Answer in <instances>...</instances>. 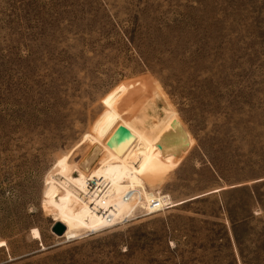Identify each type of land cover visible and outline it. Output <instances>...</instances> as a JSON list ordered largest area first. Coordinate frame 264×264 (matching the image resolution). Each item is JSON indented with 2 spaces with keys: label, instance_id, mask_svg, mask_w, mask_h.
<instances>
[{
  "label": "rangeland",
  "instance_id": "374dc122",
  "mask_svg": "<svg viewBox=\"0 0 264 264\" xmlns=\"http://www.w3.org/2000/svg\"><path fill=\"white\" fill-rule=\"evenodd\" d=\"M134 161L102 229L50 182ZM0 264H264V0H0Z\"/></svg>",
  "mask_w": 264,
  "mask_h": 264
},
{
  "label": "bare ground",
  "instance_id": "6f19581e",
  "mask_svg": "<svg viewBox=\"0 0 264 264\" xmlns=\"http://www.w3.org/2000/svg\"><path fill=\"white\" fill-rule=\"evenodd\" d=\"M172 131L177 141V146L179 148L178 151L186 149L188 146L187 137L184 133H182V130L177 127L175 122L172 123ZM94 152L98 153L99 149L96 147ZM128 168L129 170L126 172V174H121L122 169L120 171H114L111 169V171L120 174V176H122L121 179L118 177L111 178L109 175H107V177L105 175H101L98 169L92 172H87L85 173L84 180L76 189H74L71 181L68 180V178H74L72 173H68L71 174L70 177H68L69 175L65 176L66 174L63 177H59L57 174H55L51 176L50 182L60 187V189L64 190V192L66 190L75 191L78 195V198L80 199L81 208L83 207L87 215L89 217L91 216V218L94 220V223L102 229L113 225V223L116 221H121L122 219L128 218L130 215H132V212L137 206H140L141 209H146L144 214H150L160 209L157 207H161L163 205L161 198L159 196L152 195V193L151 197L147 199L145 197L143 185L134 184L133 187L130 186V177H139L138 163L134 161V163L128 164ZM73 173H75V171ZM86 181L90 182V189L86 187ZM69 187L73 188L69 189ZM219 190H223V188L218 189V191ZM127 191H135V194L125 201L123 199V195ZM211 192H216V190ZM141 198L143 199L142 202H140ZM155 203H157L156 206L151 208ZM120 204L123 206L130 205V207L127 209H121L119 206ZM91 205L94 206V209L90 207ZM105 213H107V215L104 217ZM63 227L64 232L60 237H62L66 231L64 225ZM33 235L36 238L39 237L37 230L33 229Z\"/></svg>",
  "mask_w": 264,
  "mask_h": 264
},
{
  "label": "water",
  "instance_id": "95a60500",
  "mask_svg": "<svg viewBox=\"0 0 264 264\" xmlns=\"http://www.w3.org/2000/svg\"><path fill=\"white\" fill-rule=\"evenodd\" d=\"M116 133L126 134L128 136V132L122 127H118L114 134H116ZM50 232L56 236H61L64 232V227L59 222H53L51 227H50Z\"/></svg>",
  "mask_w": 264,
  "mask_h": 264
},
{
  "label": "built area",
  "instance_id": "2783aa9c",
  "mask_svg": "<svg viewBox=\"0 0 264 264\" xmlns=\"http://www.w3.org/2000/svg\"><path fill=\"white\" fill-rule=\"evenodd\" d=\"M90 186H91L90 182H89V181H86V187L90 189ZM134 194H135V191H127V192L123 195V199L126 201V200H128L129 198H131ZM140 202H141V200H140ZM156 204H157V203H155L154 205H152L151 208H153V206H156ZM168 206H169V204H165V205H162L161 207H157V208H160V209H158V210L155 211V212H158V211L164 210V209H166ZM90 207H91L92 209H94V206H93V205H91ZM142 210H143V213H142V214H144L145 211H146V209H143V208H142ZM155 212H153V213H155ZM153 213H150V214H153ZM150 214H144V215H150ZM106 215H107V213L104 214V217H105Z\"/></svg>",
  "mask_w": 264,
  "mask_h": 264
}]
</instances>
